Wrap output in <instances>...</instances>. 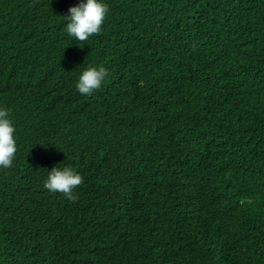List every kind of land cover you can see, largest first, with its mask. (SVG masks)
Here are the masks:
<instances>
[{
  "label": "trees",
  "instance_id": "1",
  "mask_svg": "<svg viewBox=\"0 0 264 264\" xmlns=\"http://www.w3.org/2000/svg\"><path fill=\"white\" fill-rule=\"evenodd\" d=\"M79 2L0 0V264H264V0H104L85 42Z\"/></svg>",
  "mask_w": 264,
  "mask_h": 264
},
{
  "label": "clouds",
  "instance_id": "2",
  "mask_svg": "<svg viewBox=\"0 0 264 264\" xmlns=\"http://www.w3.org/2000/svg\"><path fill=\"white\" fill-rule=\"evenodd\" d=\"M109 12L104 0H80L68 9L65 16L67 35L78 42H85L102 30V25ZM108 73L102 66H88L80 71L75 81V89L81 95H91L105 81ZM16 129L11 119L10 110L0 106V168L12 166L17 152ZM83 182L82 175L71 165L54 166L47 172L43 188L51 193H62L68 199H74V191Z\"/></svg>",
  "mask_w": 264,
  "mask_h": 264
}]
</instances>
